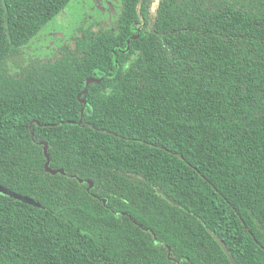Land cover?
<instances>
[{"label": "trees", "instance_id": "16d2710c", "mask_svg": "<svg viewBox=\"0 0 264 264\" xmlns=\"http://www.w3.org/2000/svg\"><path fill=\"white\" fill-rule=\"evenodd\" d=\"M72 1L0 0V184L41 205L0 194V264H264V0H121L28 61Z\"/></svg>", "mask_w": 264, "mask_h": 264}, {"label": "flooded vegetation", "instance_id": "af4514ba", "mask_svg": "<svg viewBox=\"0 0 264 264\" xmlns=\"http://www.w3.org/2000/svg\"><path fill=\"white\" fill-rule=\"evenodd\" d=\"M77 8L82 9L80 12V15L77 17H72L70 19V16H67L68 20L66 21L67 24L64 25L65 29L69 32V35L74 33L75 30H77L76 25L81 23H86L88 25L96 24L98 27L100 26H106V25H115L117 20L119 19L121 12H122V1L121 0H90L89 2L87 0H83L79 6L75 7L73 10L77 11ZM121 8V11H120ZM120 11V13H119ZM76 13V12H75ZM79 20V21H78ZM78 21V22H77ZM154 23V22H153ZM152 23V24H153ZM145 24L137 25V36L133 37L135 39L139 38L141 34V30ZM62 26V27H64ZM149 28V27H148ZM51 36V40H48V43L44 45V48L46 50H50L51 46H54V49L61 48L64 43H60L61 45H56L57 42H61V40L68 39V36L64 33H59L56 30L52 29V32L49 31L47 33V36L43 38V42L46 38ZM42 40L41 36H38L35 41H38V43ZM55 40V44L53 45V41ZM52 49V48H51ZM47 52V51H46ZM52 55V53H51ZM41 56V55H39ZM46 58V59H45ZM45 60H47L49 57L46 55Z\"/></svg>", "mask_w": 264, "mask_h": 264}, {"label": "rangeland", "instance_id": "374dc122", "mask_svg": "<svg viewBox=\"0 0 264 264\" xmlns=\"http://www.w3.org/2000/svg\"><path fill=\"white\" fill-rule=\"evenodd\" d=\"M83 0H73L72 3L57 17L55 18L53 21H51L49 23V25L44 29V31L39 34L38 36L42 37V40L38 43V41H35V39L38 37H36L35 39L31 40L30 43L28 44V46L25 47V57L26 59L29 61L30 59H34L37 58L39 55H43L46 53V49L44 48L43 43L47 44L48 40H51V36L46 38L43 42V38H45L47 36V33L49 31L52 32V29L56 30L59 33H64L65 35H67L69 37V32L65 29V26L67 24V20L68 18H66L67 16H70V19L72 17H77L78 15H80V12L82 11V9L77 8L76 10H73L75 7L79 6L80 3ZM88 2L90 0H87ZM119 1V0H118ZM157 1V0H156ZM121 11V8H120ZM119 11V13H120ZM76 12V13H75ZM79 21V20H78ZM77 21V22H78ZM153 23V21L151 22V24ZM64 26V27H62ZM53 41V45L55 44V40ZM60 45V42L56 45ZM55 46V45H54ZM44 52V53H43Z\"/></svg>", "mask_w": 264, "mask_h": 264}, {"label": "water", "instance_id": "95a60500", "mask_svg": "<svg viewBox=\"0 0 264 264\" xmlns=\"http://www.w3.org/2000/svg\"><path fill=\"white\" fill-rule=\"evenodd\" d=\"M96 80L94 79H89L87 81V86L85 88V90L83 91L82 94L79 95V97H81V95L83 94H86L87 93V87L95 82ZM41 145L44 146V153H45V157L47 159L46 161V164H45V169L47 172L55 175V174H58V173H62V174H65V171L63 169H52L50 167V163H51V157L49 155V145L47 142H40ZM79 181L81 183L84 182L83 179H79ZM88 183L90 184V188H92L94 186V183L92 181H88ZM0 194L3 195V196H6V197H9V198H12L14 200H17V201H20V202H23L25 204H28V205H31V206H34V207H38L40 208L41 205L39 202H37L36 200L30 198V197H27V196H22V195H19L15 192H12L11 190H9L8 188L4 187L3 185L0 184ZM165 197L175 206H181L177 201H175L174 199L168 197L167 195H165ZM104 203H106V201L104 200ZM209 232L210 234L216 239V241L219 243V245L223 248V250L226 252V254L228 255L229 259L231 260L232 264H237L236 261L234 260V258L232 257V255L229 253L228 249L226 248L225 244L217 237V235L215 233H213L210 229H209ZM169 258H171V250L169 249V255H168Z\"/></svg>", "mask_w": 264, "mask_h": 264}]
</instances>
